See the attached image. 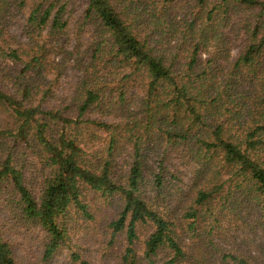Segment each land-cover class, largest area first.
<instances>
[{
  "label": "trees",
  "instance_id": "16d2710c",
  "mask_svg": "<svg viewBox=\"0 0 264 264\" xmlns=\"http://www.w3.org/2000/svg\"><path fill=\"white\" fill-rule=\"evenodd\" d=\"M26 1L0 0V57L23 62L22 76L35 69L40 58L34 55L30 61H23L20 51L12 48L17 43L16 37L7 33L1 24L7 21L9 9L15 3L20 2L18 6L23 7ZM88 1L87 18L93 17L102 23L112 40L115 60L120 67L129 69L126 79L132 80L138 74V78L145 77L142 78L147 82L148 93V105L142 111L147 116L145 125L137 116L128 115L127 122L132 133L138 130L145 134L134 138V161L125 184H121L112 176L111 162L95 166L87 159L77 136L66 131L72 126L77 129L91 123L113 133L114 125L84 119L89 110L102 105L103 89H87L77 119L71 120L62 111L44 109L47 95L33 105L27 103L32 91L29 87L24 89L21 100L0 88V113H12L17 123L16 130L0 128L3 141L0 145H5L6 140L13 142L6 158L0 160V193L11 190L17 194L18 200L14 203L22 216L48 233L45 258H51L67 245L66 218L73 209L93 219L83 196L90 189L106 199L115 196L123 199V209L111 224L113 239L126 233L127 246L121 264H151L163 248L173 253L171 264H180L188 258L196 260L178 242L175 224L153 210L145 194L149 181L143 140L154 128L166 137L168 144L192 149L193 160L200 167L196 174L195 206L203 209L202 214L215 217L211 209L217 201L221 204L219 216L225 211L235 213L242 205V209L260 212L257 224L264 230V0H192L193 9L183 15L176 6L172 7L182 0H134L127 6L123 0ZM31 6L30 36L41 37L48 27L52 33L67 28L64 19L67 5L62 0L35 1ZM171 10L176 13L175 17L171 16ZM241 12H257L248 30L250 41L244 51L229 69L219 66V60L213 55L204 67L202 54L214 43L222 47L226 44L218 29L231 25L233 17ZM166 22L168 27L173 26L171 32L158 37L157 32L167 26ZM151 27L153 31L146 33ZM174 38H180L185 46L181 45L177 53L171 45ZM32 43L37 44L35 39ZM223 48L217 52L219 56L224 55ZM229 60L227 53L225 62ZM124 99L120 95L121 103ZM51 122L63 125L60 135L50 133ZM116 141L113 137L111 153ZM32 142L40 147L50 170L38 198L14 163L17 145L31 147ZM160 170L154 176L157 191L164 188L163 163ZM191 212L186 218L193 221V228L200 212L193 209ZM146 224L153 225L155 232L145 244L144 256H140L136 249L137 229ZM227 260L234 264H264V255L255 258L225 255L223 263ZM0 264H22L2 236ZM80 264L93 263L81 261Z\"/></svg>",
  "mask_w": 264,
  "mask_h": 264
},
{
  "label": "rangeland",
  "instance_id": "374dc122",
  "mask_svg": "<svg viewBox=\"0 0 264 264\" xmlns=\"http://www.w3.org/2000/svg\"><path fill=\"white\" fill-rule=\"evenodd\" d=\"M35 1L42 0H27L23 7L18 6L20 2L15 3L9 9L7 21L1 27L16 37L17 43L12 48L20 51L23 61H30L35 55L40 58V63L22 76L23 62L0 57V88L21 100L24 89L29 87L32 91L27 103L33 105H37L47 95L44 109L62 111L63 116L71 120L77 119L79 107L86 100L87 89H103L100 90L103 95L102 105L89 110L84 119L114 125L116 127L113 128V133L112 130L108 131L91 123L77 129L72 126L66 131L71 136H77L90 162L95 166L111 162L112 176L116 181L125 184L134 161L135 139L145 134L138 130L132 133L130 123L127 124L129 115L137 116L145 125L147 116L142 114L148 105L147 82L142 79L145 77L138 78V74L132 80L126 79L129 69L127 66L120 67L118 60H115L112 40L102 23L93 17L87 18L88 0H62V4L67 5L64 17L67 28L60 33H52L48 27L41 37L30 36L32 29L28 25V19L31 5ZM123 1H126L127 6L134 0ZM174 6L183 15L191 11L194 4L192 0H182L172 7ZM170 14L176 16L172 10ZM256 15L257 12H241L233 17L231 25L219 28L218 33L226 42L223 46L225 48L214 43L204 52V67L213 55L219 60V66L231 68L250 41L248 30ZM166 25L163 30L155 31L158 37H165L171 32L173 26L168 27L167 22ZM181 29L184 30L182 27ZM151 31L152 27L146 33ZM34 39L37 44L32 43ZM182 44L180 38H174L171 44L174 47L173 52L177 53ZM220 48L225 51L222 56L217 54ZM227 53L230 54V60L225 62ZM120 95L125 96L123 103L120 102ZM50 124V133L53 135L63 132L61 123ZM0 128L17 129L12 113H0ZM113 137L117 141L111 153ZM1 142L3 141L0 140V144ZM4 142L5 145H0V160L6 158L8 150L13 146L12 141ZM143 145L146 178L149 181L145 194L149 205L175 224L178 242L187 255H194L196 258L193 261L188 258L180 264H234L231 260L223 263L224 256L255 258L264 255V230L257 224L261 219L259 211L242 209L241 205L240 209H236L237 212L225 211L219 216L221 204L217 201L211 209L214 217L209 214L205 216L200 212L203 209L195 206L198 180L196 174L200 167L193 160L190 146L175 147L168 144L166 137L156 128L151 129L144 138ZM14 163L23 172L26 185L34 197L38 198L44 180L50 173L40 147L34 142L31 147L18 144L14 152ZM162 163L164 188L157 191L154 176L161 172ZM83 196L93 219H87L78 209H73L66 218L69 235L67 245L46 259L48 233L39 224L22 216L15 204L18 200L17 194H12L11 190L0 193V236L11 244L17 261L22 264H80L81 261L121 264L127 237L123 233L113 239L111 224L118 219L123 209L122 197L106 199L90 189H86ZM192 209L200 212V218L193 228V221L186 218L192 213ZM137 230L139 240L136 249L140 256H144L145 244L155 232V227L151 224L139 225ZM74 257H78L79 261H75ZM172 259L171 250L163 248L152 259L151 264H171Z\"/></svg>",
  "mask_w": 264,
  "mask_h": 264
}]
</instances>
